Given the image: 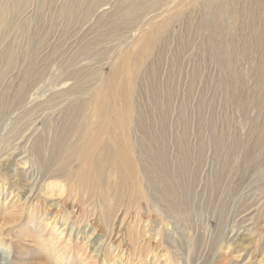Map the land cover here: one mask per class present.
<instances>
[{"label":"rangeland","instance_id":"1","mask_svg":"<svg viewBox=\"0 0 264 264\" xmlns=\"http://www.w3.org/2000/svg\"><path fill=\"white\" fill-rule=\"evenodd\" d=\"M111 86L129 96L138 163L161 168L145 186L152 211L124 193L112 213L149 217L148 230L131 236L129 220L103 245L85 229H103L108 170L102 184L70 163L44 183L69 199L58 215L0 175V264H259L256 244L230 236L262 222L264 0H0V153L72 132Z\"/></svg>","mask_w":264,"mask_h":264},{"label":"bare ground","instance_id":"2","mask_svg":"<svg viewBox=\"0 0 264 264\" xmlns=\"http://www.w3.org/2000/svg\"><path fill=\"white\" fill-rule=\"evenodd\" d=\"M106 90L107 95L110 97L103 99L100 94L102 90L96 92L88 105L87 114L76 123L72 132L63 133L55 138H40L33 141L31 145L28 146L27 144L24 147L19 143L13 146L12 143L5 152L0 153V175L4 179H9L8 187L11 184L15 187L14 189L9 188L10 196L15 191L19 193L21 190L22 192L19 195L22 198L24 197V202L40 201L42 211L46 214L54 211V215H58L62 214L64 207H68L69 199H65L63 196V186L59 187L60 195L56 198L42 193L47 189L43 185L44 183L61 178L70 163H81L85 166L87 164L91 166L89 168L95 167L97 181L102 184H104L103 176L108 170L118 180L115 187H109L108 184L104 188L107 193L111 191L115 196L114 199H110L107 194L102 198L101 206L105 209L106 218L103 222V229L102 226L95 223L96 221H86L84 227L91 231L93 236L97 233L101 235L104 233L103 245H115L122 241L124 232L126 233V227H129L126 224L129 220L130 223L133 221L134 226L131 224L128 232L131 236L136 234L137 238L141 237V230H148L150 220L149 217L146 218L140 214L130 216V214L124 213L121 217V215L112 213V207L121 200L122 194L127 193L129 201L136 202L138 209L142 204H145L147 210L152 211L153 209L149 208L147 202L148 196H146L145 186L148 188L155 186L156 178L154 176H156L155 173L157 175L160 173L161 168L158 169L159 167L156 166L153 168V165L141 166L138 163V158L135 155V140L132 135V126L135 119L132 118L129 96L127 97V94L123 92H116L113 86ZM116 94L119 96L118 100L122 102L121 105H117V102L113 101ZM116 105L120 107L121 112H111V109L114 110ZM146 149L147 147H143L141 150L145 155L147 154ZM89 157L93 161L87 163ZM163 174L166 175L168 172L166 171ZM0 189L2 188L0 187ZM3 191L5 190L3 189ZM139 202L142 203L139 204ZM76 203L77 200L73 202V204ZM256 205H258L256 212L262 221L255 231L256 233L251 235L233 231L230 240H233L231 245L242 252L249 251L250 244H256L255 251L262 254L259 264H264V195ZM77 223L79 226L76 230H79L81 222L78 221ZM139 226L142 228L140 229ZM100 230L105 231L101 232ZM74 234V236H77V233ZM254 234H256L255 237ZM155 237L154 242L157 241L158 237H161L160 229ZM148 241L150 242L151 239L149 238ZM148 241L144 243L145 246L149 244Z\"/></svg>","mask_w":264,"mask_h":264}]
</instances>
